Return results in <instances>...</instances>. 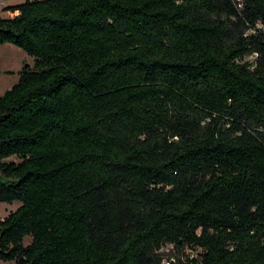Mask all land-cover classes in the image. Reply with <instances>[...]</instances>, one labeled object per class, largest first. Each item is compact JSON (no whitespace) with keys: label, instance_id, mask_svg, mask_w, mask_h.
<instances>
[{"label":"trees","instance_id":"1","mask_svg":"<svg viewBox=\"0 0 264 264\" xmlns=\"http://www.w3.org/2000/svg\"><path fill=\"white\" fill-rule=\"evenodd\" d=\"M3 11L0 262L264 264V0Z\"/></svg>","mask_w":264,"mask_h":264},{"label":"rangeland","instance_id":"2","mask_svg":"<svg viewBox=\"0 0 264 264\" xmlns=\"http://www.w3.org/2000/svg\"><path fill=\"white\" fill-rule=\"evenodd\" d=\"M22 1L23 0H0V17L7 16L6 12L3 11L5 6L16 5ZM23 65L30 67L31 60L22 51L9 44L0 45V95L16 82L17 73ZM17 205L18 204L16 203H0V219L5 217L10 211L14 210ZM162 252L166 254L164 258L172 256L168 246L164 247ZM187 253L190 254V251L185 250L184 254ZM0 264L11 263L0 262Z\"/></svg>","mask_w":264,"mask_h":264}]
</instances>
